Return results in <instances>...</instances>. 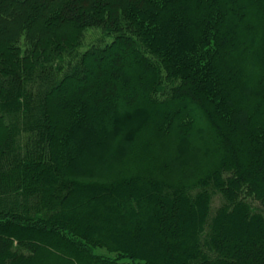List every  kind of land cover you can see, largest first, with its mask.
I'll use <instances>...</instances> for the list:
<instances>
[{"label": "trees", "instance_id": "1", "mask_svg": "<svg viewBox=\"0 0 264 264\" xmlns=\"http://www.w3.org/2000/svg\"><path fill=\"white\" fill-rule=\"evenodd\" d=\"M250 199L264 0H0V264H264Z\"/></svg>", "mask_w": 264, "mask_h": 264}, {"label": "rangeland", "instance_id": "2", "mask_svg": "<svg viewBox=\"0 0 264 264\" xmlns=\"http://www.w3.org/2000/svg\"><path fill=\"white\" fill-rule=\"evenodd\" d=\"M109 40H110V37L107 35L106 32L102 31L100 28H88L85 31V37H84L82 45L73 54L74 56H65V60L74 59L76 56L75 55L76 53L83 51L84 49H86L91 44H95V43H99V42H103V41H109ZM218 203H219V198H218V196H215L213 199V204L217 205ZM250 203L252 204V206L262 209L263 214H264V207L260 206L257 201L250 199ZM102 251L103 250H101L100 252H102Z\"/></svg>", "mask_w": 264, "mask_h": 264}]
</instances>
